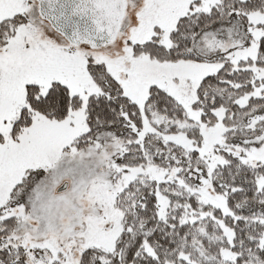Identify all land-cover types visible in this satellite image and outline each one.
Masks as SVG:
<instances>
[{"label":"snow or ice","instance_id":"obj_1","mask_svg":"<svg viewBox=\"0 0 264 264\" xmlns=\"http://www.w3.org/2000/svg\"><path fill=\"white\" fill-rule=\"evenodd\" d=\"M87 14L94 40L60 27ZM75 141L110 158L111 221L32 243ZM0 264H264V0H0Z\"/></svg>","mask_w":264,"mask_h":264},{"label":"rangeland","instance_id":"obj_2","mask_svg":"<svg viewBox=\"0 0 264 264\" xmlns=\"http://www.w3.org/2000/svg\"><path fill=\"white\" fill-rule=\"evenodd\" d=\"M109 159L104 149L79 141L61 147L50 158L45 177L34 182L25 199L24 216L30 229L25 235L30 242L71 251L101 235L118 201ZM65 182L66 188L60 191ZM86 185L85 209L80 201ZM68 213H74V224L64 226Z\"/></svg>","mask_w":264,"mask_h":264},{"label":"water","instance_id":"obj_3","mask_svg":"<svg viewBox=\"0 0 264 264\" xmlns=\"http://www.w3.org/2000/svg\"><path fill=\"white\" fill-rule=\"evenodd\" d=\"M82 20L88 21V23L85 25L82 23ZM60 27L65 30V34L69 37H75L77 39H81L84 41H87L88 39H95V36L93 35L94 31V22L92 21V17L90 14L85 15L82 17L81 20H75L71 23V25L64 24L60 25ZM67 182H65L59 190H63L66 188Z\"/></svg>","mask_w":264,"mask_h":264},{"label":"clouds","instance_id":"obj_4","mask_svg":"<svg viewBox=\"0 0 264 264\" xmlns=\"http://www.w3.org/2000/svg\"><path fill=\"white\" fill-rule=\"evenodd\" d=\"M83 192L85 193V198L80 201V203L84 206V208H87V198H86V193H87V185L83 189ZM74 224V213H68L64 217L63 225L64 226H71ZM59 235V234H58Z\"/></svg>","mask_w":264,"mask_h":264},{"label":"trees","instance_id":"obj_5","mask_svg":"<svg viewBox=\"0 0 264 264\" xmlns=\"http://www.w3.org/2000/svg\"><path fill=\"white\" fill-rule=\"evenodd\" d=\"M79 143H84V142H80V141H79Z\"/></svg>","mask_w":264,"mask_h":264}]
</instances>
